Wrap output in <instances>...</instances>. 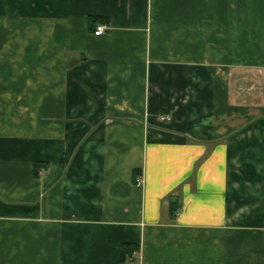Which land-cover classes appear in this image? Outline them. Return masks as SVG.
Returning <instances> with one entry per match:
<instances>
[{
    "label": "crops",
    "instance_id": "0c3cea01",
    "mask_svg": "<svg viewBox=\"0 0 264 264\" xmlns=\"http://www.w3.org/2000/svg\"><path fill=\"white\" fill-rule=\"evenodd\" d=\"M0 264H264V0H0Z\"/></svg>",
    "mask_w": 264,
    "mask_h": 264
},
{
    "label": "trees",
    "instance_id": "16d2710c",
    "mask_svg": "<svg viewBox=\"0 0 264 264\" xmlns=\"http://www.w3.org/2000/svg\"><path fill=\"white\" fill-rule=\"evenodd\" d=\"M90 22H93V20L98 21H106L105 18L102 17H89ZM174 208V207H172ZM136 249V246L131 243H122L120 247V257L122 260L125 259L126 255L132 253Z\"/></svg>",
    "mask_w": 264,
    "mask_h": 264
},
{
    "label": "built area",
    "instance_id": "2783aa9c",
    "mask_svg": "<svg viewBox=\"0 0 264 264\" xmlns=\"http://www.w3.org/2000/svg\"><path fill=\"white\" fill-rule=\"evenodd\" d=\"M108 27L105 24H98L96 25L94 29V34L99 35L103 33ZM169 116L167 114H162L161 119H168ZM135 184L136 185H141L142 184V178L141 177H136L135 178Z\"/></svg>",
    "mask_w": 264,
    "mask_h": 264
}]
</instances>
